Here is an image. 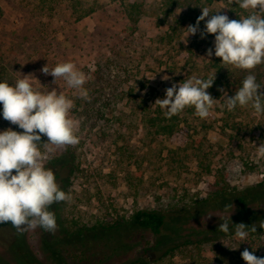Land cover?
Segmentation results:
<instances>
[{
    "label": "rangeland",
    "instance_id": "1",
    "mask_svg": "<svg viewBox=\"0 0 264 264\" xmlns=\"http://www.w3.org/2000/svg\"><path fill=\"white\" fill-rule=\"evenodd\" d=\"M169 1L0 0V62L7 78L14 84L32 74L41 91L57 88L74 101L71 117L80 142L53 154L76 148L83 173L71 187L70 205L86 218L103 207L99 194L119 210H167L183 199L208 197L221 174L240 190L264 178V158L256 159L264 143V114L254 115L250 106L221 107L225 93L234 95L226 81L233 83L237 76L226 74L227 65L215 56V35L201 38L206 20L195 35L187 30L202 7L210 16L220 11L234 20L248 13L225 0H201L196 11ZM132 3L142 6L138 23L129 17ZM210 47L212 57L207 56ZM65 61L88 76L90 103L62 79L54 83L41 72ZM192 76L215 78L207 91L216 105L208 118L194 115L182 121L174 137L156 141L142 121L143 110L160 108L154 104L165 98V90ZM187 108L195 112L186 107L181 114ZM15 126L0 118V131ZM223 216L228 214H212L206 225L221 224ZM36 231H29V242L43 260ZM245 249L264 258V235L183 247L156 264H247L241 257Z\"/></svg>",
    "mask_w": 264,
    "mask_h": 264
},
{
    "label": "clouds",
    "instance_id": "2",
    "mask_svg": "<svg viewBox=\"0 0 264 264\" xmlns=\"http://www.w3.org/2000/svg\"><path fill=\"white\" fill-rule=\"evenodd\" d=\"M229 3L238 5L248 14L234 20L227 14H219L220 11L210 16L209 8L202 7V15L196 24L187 27L188 36L200 31V22L206 20L201 38L207 34L215 35V56L222 58L224 65L248 70L235 94L231 97L224 94L221 107L233 111L237 106H250L254 115H261L264 114V91H261L264 87L251 70L264 64V0H229ZM212 55L213 48L210 47L207 56ZM41 72L54 77V83L62 79L69 88L77 90L79 98L90 102L89 90L85 87L88 76L74 62H58L52 68L45 65ZM215 78L192 76L173 84L165 90V98H158L154 105L164 110L169 119L186 107H194L195 115L206 119L217 101L207 91ZM0 104L3 118L23 130L18 132L8 128L0 131V224L10 222L20 235L37 227L54 234L58 224L55 212L50 208L56 203L68 202L72 197L61 189L54 171L46 168L44 161L57 148L79 144L77 122L71 117L74 101L57 88L41 91L34 83L33 75L28 74L11 85L7 81L0 82ZM42 136L47 137L46 143H40ZM262 158L264 143L256 149V159ZM231 206L225 205V210ZM220 219L223 223L218 230L229 234L230 223H233L231 217ZM234 225L235 238L239 240H246L249 232H257L255 224L251 227L244 223ZM259 227L264 229V220L259 222ZM241 257L247 264H264V258H258L248 249Z\"/></svg>",
    "mask_w": 264,
    "mask_h": 264
},
{
    "label": "trees",
    "instance_id": "3",
    "mask_svg": "<svg viewBox=\"0 0 264 264\" xmlns=\"http://www.w3.org/2000/svg\"><path fill=\"white\" fill-rule=\"evenodd\" d=\"M200 1L170 0L169 4L178 3L179 7L196 11ZM225 1L238 7L229 0ZM141 7L138 3L130 5L129 17L133 23L139 22ZM226 67V74L237 76L233 83L227 80L225 84L235 94L248 70L231 65ZM251 71L264 87V64ZM4 81L12 84L0 62V82ZM2 107L0 104V118L4 119ZM181 113L169 119L165 117L164 110L147 107L143 110L142 121L158 141L163 137H174L180 131L182 121L187 123L195 115L191 108ZM13 130L23 131L17 125ZM46 142V136H42L40 143ZM44 165L54 171L61 189L71 195V187L83 173L76 148L48 154ZM221 176V181L213 185L208 197L191 198L190 201L183 199L167 210L137 207L129 211L119 210L113 204L107 205L99 194L97 201L103 203V207L92 218H86L80 212H74L71 200L56 203L50 210L55 212L58 230L53 234L37 227L36 231L43 260L38 258L30 245L29 231L20 235L10 222L0 224V264H156L183 247L201 246L233 237L234 224L239 223L249 227L257 225V232H249V236L260 238L264 235V229L259 227V222L264 220V178L257 185L240 190L230 186L227 173ZM227 204L232 206L225 210ZM221 211L226 212L234 223H230L229 234L218 230L220 224L206 225L207 218Z\"/></svg>",
    "mask_w": 264,
    "mask_h": 264
}]
</instances>
